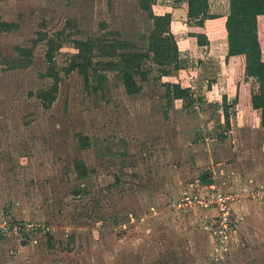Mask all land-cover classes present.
Segmentation results:
<instances>
[{
  "label": "rangeland",
  "instance_id": "rangeland-1",
  "mask_svg": "<svg viewBox=\"0 0 264 264\" xmlns=\"http://www.w3.org/2000/svg\"><path fill=\"white\" fill-rule=\"evenodd\" d=\"M150 5L164 15L176 0ZM212 6L228 10L227 0ZM0 22L14 25L0 31V264H264V127L237 106L227 122L223 109L239 83L258 87L233 72L239 59L226 60L224 19L208 22L214 43L201 61L186 20L174 18L179 66H156L137 95L101 63L147 49L153 20L141 0H0ZM89 39L100 41L86 79L69 69ZM51 41L61 82L46 108L38 94L54 82ZM108 45L115 57L103 56ZM173 83L190 88L192 107L173 98ZM204 173L235 198L227 250L209 228L215 209L176 205Z\"/></svg>",
  "mask_w": 264,
  "mask_h": 264
},
{
  "label": "trees",
  "instance_id": "trees-1",
  "mask_svg": "<svg viewBox=\"0 0 264 264\" xmlns=\"http://www.w3.org/2000/svg\"><path fill=\"white\" fill-rule=\"evenodd\" d=\"M141 3L153 20V29L148 36L147 49L123 51L119 54L118 65L114 61L101 63L109 69L117 67L120 69L126 92L129 95L139 94L142 91L140 79L141 81L148 80L149 75L155 70L156 66L166 67L174 64L177 67L179 66L180 50L172 30L174 18L180 17L186 20L191 50L195 57L201 61L204 56H198L199 51H207L214 43L206 30L208 22L222 18L225 20V24L221 39L225 44L226 60L230 65H233L234 60L239 59L240 64L235 65L233 72H237V75L240 76L244 75L248 79H253L258 87L255 89L251 85L239 83L236 97L232 103L228 101L227 96L223 97L224 115L227 122H229L230 110L237 106L243 111L249 123L260 118L261 126L264 127V0H227L228 10L225 14L213 10L212 0H176L174 12H168L164 15H157L153 12L150 0H141ZM13 26L12 23L0 22V31L10 30ZM98 41L100 39L77 41L79 52L69 71H82L85 78H89L90 70H96L93 68H95L94 56ZM50 46L47 53L50 64L48 76L53 78L54 82L50 88L42 90L38 94L43 106L46 108L56 102L61 82V77L55 70V54L52 41ZM121 47L124 46L121 45ZM104 48L106 52L103 55L104 57H115L117 55L118 47L116 45H108ZM26 51L28 50L20 48L21 53L24 54ZM170 93L174 99L186 102L187 107L194 105L190 88L183 87L181 83H173ZM78 166L83 167L79 169L80 176H86L88 172L84 165ZM210 176V173L202 175L204 184L211 183ZM77 194L81 195L80 192ZM41 231L43 230L41 229ZM35 232L39 234L40 230ZM46 234L52 239L54 231L47 229Z\"/></svg>",
  "mask_w": 264,
  "mask_h": 264
},
{
  "label": "built area",
  "instance_id": "built-area-1",
  "mask_svg": "<svg viewBox=\"0 0 264 264\" xmlns=\"http://www.w3.org/2000/svg\"><path fill=\"white\" fill-rule=\"evenodd\" d=\"M257 196H264V186L256 193ZM235 202V198L231 193L221 190L215 183L204 184L199 186V190L193 193H185L176 202L179 210H193L197 208L202 209H215L218 215L210 218L209 228L217 236V245L223 250H227L229 243L230 232L234 228V221L232 219L231 206ZM9 225L14 226L18 231H38V230H51L49 227L39 225L41 229L35 228L34 224L14 222L13 219L9 221Z\"/></svg>",
  "mask_w": 264,
  "mask_h": 264
}]
</instances>
